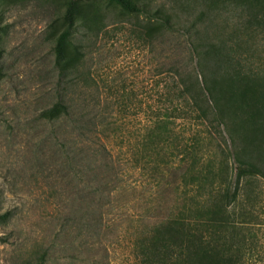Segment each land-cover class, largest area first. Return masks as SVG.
Returning <instances> with one entry per match:
<instances>
[{
  "label": "trees",
  "instance_id": "1",
  "mask_svg": "<svg viewBox=\"0 0 264 264\" xmlns=\"http://www.w3.org/2000/svg\"><path fill=\"white\" fill-rule=\"evenodd\" d=\"M79 1L66 2L52 48L55 99L34 120L35 165L54 175L62 202L49 239L40 238L21 264H111L98 249L108 226L102 211L115 195L126 203L120 170L100 158L106 142L91 140L107 126L66 93L84 58L79 37H97L107 24ZM104 1L140 16L148 43L164 40L169 51L190 56L169 64L166 104L148 110L134 165L146 178L136 195L143 214L111 226L124 245L119 264H264V72L246 63L264 38V0ZM6 73L0 44V87Z\"/></svg>",
  "mask_w": 264,
  "mask_h": 264
},
{
  "label": "rangeland",
  "instance_id": "2",
  "mask_svg": "<svg viewBox=\"0 0 264 264\" xmlns=\"http://www.w3.org/2000/svg\"><path fill=\"white\" fill-rule=\"evenodd\" d=\"M67 1L0 0V44L7 72L0 87V264H21L40 238L48 240L55 205L62 202L55 196L54 175L37 168L33 155L40 134L34 120L55 99L52 48L65 28L62 12ZM157 2L171 5L169 0ZM78 5L85 13L101 11L107 16L99 36L79 37L84 58L66 93L80 108L99 114L107 126L108 133L91 140L106 142L101 161L114 163L128 190L122 196L125 205L115 195L102 211L108 226L98 249L107 251L111 264H119L124 245L111 226L121 216L143 214L136 195L146 191V178L137 176L134 165L144 152L140 140L148 110L166 104L161 85L165 87L172 74L169 64L190 63V56L179 47L169 51L164 40L150 44L140 37V16L128 15L104 0H81ZM261 38L256 53L246 55V63L264 72ZM184 128L178 125L176 131ZM112 133L107 141L104 136ZM87 144L93 146L89 140Z\"/></svg>",
  "mask_w": 264,
  "mask_h": 264
}]
</instances>
